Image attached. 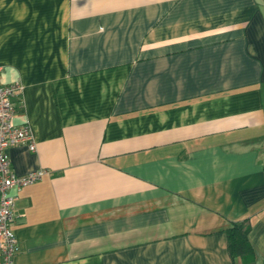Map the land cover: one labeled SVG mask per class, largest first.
Listing matches in <instances>:
<instances>
[{
	"label": "crops",
	"instance_id": "crops-1",
	"mask_svg": "<svg viewBox=\"0 0 264 264\" xmlns=\"http://www.w3.org/2000/svg\"><path fill=\"white\" fill-rule=\"evenodd\" d=\"M0 68L14 264H264V0H0Z\"/></svg>",
	"mask_w": 264,
	"mask_h": 264
},
{
	"label": "built area",
	"instance_id": "built-area-1",
	"mask_svg": "<svg viewBox=\"0 0 264 264\" xmlns=\"http://www.w3.org/2000/svg\"><path fill=\"white\" fill-rule=\"evenodd\" d=\"M23 90L20 82L3 85L0 81V264H14L20 250L14 229L19 194L41 181L46 174L40 170L18 176L12 167L10 149L28 146L31 151L36 150L30 125L15 122L16 101L21 98Z\"/></svg>",
	"mask_w": 264,
	"mask_h": 264
},
{
	"label": "trees",
	"instance_id": "trees-1",
	"mask_svg": "<svg viewBox=\"0 0 264 264\" xmlns=\"http://www.w3.org/2000/svg\"><path fill=\"white\" fill-rule=\"evenodd\" d=\"M250 230L249 220L234 223L227 229L228 252L233 262L237 258H248L253 255V248L249 240Z\"/></svg>",
	"mask_w": 264,
	"mask_h": 264
}]
</instances>
